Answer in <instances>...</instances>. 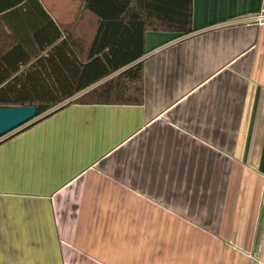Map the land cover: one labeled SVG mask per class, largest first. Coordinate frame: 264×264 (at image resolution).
<instances>
[{
	"label": "crops",
	"instance_id": "crops-1",
	"mask_svg": "<svg viewBox=\"0 0 264 264\" xmlns=\"http://www.w3.org/2000/svg\"><path fill=\"white\" fill-rule=\"evenodd\" d=\"M130 1L0 0V98L78 70L63 30L84 5ZM261 13L193 0L195 31L146 34L144 103H71L2 137L0 264H264Z\"/></svg>",
	"mask_w": 264,
	"mask_h": 264
},
{
	"label": "trees",
	"instance_id": "trees-1",
	"mask_svg": "<svg viewBox=\"0 0 264 264\" xmlns=\"http://www.w3.org/2000/svg\"><path fill=\"white\" fill-rule=\"evenodd\" d=\"M148 31L172 32L178 35L195 31L193 0H131L115 18H106L89 4L84 5L77 22L63 30L66 38L62 43L67 44L74 54L79 63L78 70H72L67 75L55 69L54 72H50L54 73L53 85L38 88L31 96L22 95L14 100L0 98V106L27 104L38 106L39 118L16 133L71 103L125 105L144 103V63L140 59L147 53ZM124 67L127 68L77 96L94 83ZM10 73L12 72L4 75L3 79H8ZM6 90L7 86L0 88V96ZM72 97L75 98L71 102L63 104Z\"/></svg>",
	"mask_w": 264,
	"mask_h": 264
},
{
	"label": "water",
	"instance_id": "water-1",
	"mask_svg": "<svg viewBox=\"0 0 264 264\" xmlns=\"http://www.w3.org/2000/svg\"><path fill=\"white\" fill-rule=\"evenodd\" d=\"M36 104L0 106V139L38 119Z\"/></svg>",
	"mask_w": 264,
	"mask_h": 264
},
{
	"label": "built area",
	"instance_id": "built-area-1",
	"mask_svg": "<svg viewBox=\"0 0 264 264\" xmlns=\"http://www.w3.org/2000/svg\"><path fill=\"white\" fill-rule=\"evenodd\" d=\"M255 20H257V22L259 23H264V13H261L258 16H256Z\"/></svg>",
	"mask_w": 264,
	"mask_h": 264
}]
</instances>
